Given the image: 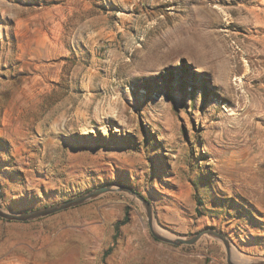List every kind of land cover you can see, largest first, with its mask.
Returning a JSON list of instances; mask_svg holds the SVG:
<instances>
[{
	"label": "rangeland",
	"instance_id": "1",
	"mask_svg": "<svg viewBox=\"0 0 264 264\" xmlns=\"http://www.w3.org/2000/svg\"><path fill=\"white\" fill-rule=\"evenodd\" d=\"M135 1L0 0V211L148 203L0 217V264L264 262V0Z\"/></svg>",
	"mask_w": 264,
	"mask_h": 264
},
{
	"label": "water",
	"instance_id": "2",
	"mask_svg": "<svg viewBox=\"0 0 264 264\" xmlns=\"http://www.w3.org/2000/svg\"><path fill=\"white\" fill-rule=\"evenodd\" d=\"M117 189H122V190L129 192L130 194L139 198L144 204L148 205L147 201L144 198L138 196L135 192L131 191L129 188H127L125 186H123L122 188H115L112 186H101V187L93 189V190H91V191H89V192H87V193H85V194H83L77 198L66 200L60 204L55 205V206H48V207H43V208H39V209H34V210L27 211V212H24L21 214H12V213H6V212L0 211V217L7 218V219H13V220H28V219L43 217V216H47L49 214L55 213L57 211L63 210L65 208L80 204V203H82L86 200H89L91 198H94V197H96V196H98L104 192L114 191ZM152 233H153V236L155 238L160 239V240L165 241V242H168V243H171L173 245H180V244L190 245V244H193L201 237V235L203 233H209V234L221 239L222 241L226 242V240L222 234L216 233V232L211 231V230L206 231V232H199V233H197V234H195L189 238L177 237V238H173V239L165 237V236L157 235L154 232H152ZM229 263L233 264L231 262H229ZM252 264H264V262H254Z\"/></svg>",
	"mask_w": 264,
	"mask_h": 264
},
{
	"label": "crops",
	"instance_id": "3",
	"mask_svg": "<svg viewBox=\"0 0 264 264\" xmlns=\"http://www.w3.org/2000/svg\"><path fill=\"white\" fill-rule=\"evenodd\" d=\"M151 1H154V0H151ZM155 1H156L157 4H159V2H157V0H155ZM116 3H119L122 7H126L125 9L129 10V9H131V7L134 4H136V1L135 0H116ZM193 39H194V41H193ZM197 41H198L197 35L195 36V38L194 37L193 38H189V40H188V43H189L188 45L189 46H187V48H185V49H188V48L191 49L193 47L192 50H189V49L188 50L191 51V52L194 51L195 48H198Z\"/></svg>",
	"mask_w": 264,
	"mask_h": 264
},
{
	"label": "bare ground",
	"instance_id": "4",
	"mask_svg": "<svg viewBox=\"0 0 264 264\" xmlns=\"http://www.w3.org/2000/svg\"><path fill=\"white\" fill-rule=\"evenodd\" d=\"M199 11V10H198ZM202 13V12H201ZM199 37V36H198ZM196 40V39H195ZM193 41H194V39H193ZM197 43H198V41H197ZM205 43V42H204ZM208 43V42H207ZM189 44V43H188ZM193 45V44H192ZM187 46V45H186ZM189 46V45H188ZM185 47V46H184ZM192 47V46H191ZM193 48V47H192ZM192 48L190 49V48H188L189 50H192ZM195 48V47H194ZM201 48V47H200ZM187 49V50H188ZM198 48H195V51L197 50ZM185 50V49H184ZM188 52H190V51H188ZM193 52V51H192ZM192 55V54H191Z\"/></svg>",
	"mask_w": 264,
	"mask_h": 264
},
{
	"label": "trees",
	"instance_id": "5",
	"mask_svg": "<svg viewBox=\"0 0 264 264\" xmlns=\"http://www.w3.org/2000/svg\"><path fill=\"white\" fill-rule=\"evenodd\" d=\"M126 220H127V216L125 215L124 218H123V220L120 223H125Z\"/></svg>",
	"mask_w": 264,
	"mask_h": 264
}]
</instances>
